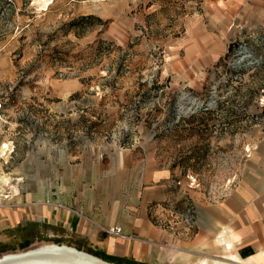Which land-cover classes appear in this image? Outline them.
Wrapping results in <instances>:
<instances>
[{"label":"rangeland","instance_id":"374dc122","mask_svg":"<svg viewBox=\"0 0 264 264\" xmlns=\"http://www.w3.org/2000/svg\"><path fill=\"white\" fill-rule=\"evenodd\" d=\"M0 106V199L105 219L142 192L157 245L231 264L216 237L185 244L264 173V0H0ZM49 244L72 246L43 233L0 257Z\"/></svg>","mask_w":264,"mask_h":264},{"label":"crops","instance_id":"0c3cea01","mask_svg":"<svg viewBox=\"0 0 264 264\" xmlns=\"http://www.w3.org/2000/svg\"><path fill=\"white\" fill-rule=\"evenodd\" d=\"M253 177L238 182L219 202L203 206L199 210L203 226L184 244L194 245L197 250L200 248L198 239L207 237L212 241L216 237V245L224 249L225 262L264 264V173L258 171ZM137 200L136 208L129 206L121 215L114 213L102 219L88 213L75 199L70 201L59 196L36 201L29 197L22 200L14 195L3 196L0 199V253L29 246L44 233L70 238L72 246L65 245L111 264H168V259L183 255L191 259V264H199L192 259L195 249L191 247L185 254L183 251L188 250L179 248L173 257L169 246L155 243L165 240L166 235L144 219L142 192ZM114 227L136 239L127 240L107 233Z\"/></svg>","mask_w":264,"mask_h":264},{"label":"bare ground","instance_id":"6f19581e","mask_svg":"<svg viewBox=\"0 0 264 264\" xmlns=\"http://www.w3.org/2000/svg\"><path fill=\"white\" fill-rule=\"evenodd\" d=\"M8 149V146H5ZM3 151V149H2ZM0 184H7V178L0 177ZM0 264H110L83 251L67 245L49 244L34 247L24 252L5 254Z\"/></svg>","mask_w":264,"mask_h":264},{"label":"trees","instance_id":"16d2710c","mask_svg":"<svg viewBox=\"0 0 264 264\" xmlns=\"http://www.w3.org/2000/svg\"><path fill=\"white\" fill-rule=\"evenodd\" d=\"M92 18H94L92 15H89V16H81V17H78V18H74V20H72V21H70L69 23H68V25L70 26V29L69 30H72V32H75V31H77L76 30V26H75V23L77 22V21H89L90 19H92ZM99 22H101V20L100 19H97ZM2 106V105H1ZM0 106V107H1ZM104 261V260H103ZM107 263H109V262H107ZM111 264V263H110Z\"/></svg>","mask_w":264,"mask_h":264},{"label":"built area","instance_id":"2783aa9c","mask_svg":"<svg viewBox=\"0 0 264 264\" xmlns=\"http://www.w3.org/2000/svg\"><path fill=\"white\" fill-rule=\"evenodd\" d=\"M107 233H109V234H114V235H116V236H119V237H121V238H123V239H136L134 236H132V235H127V236H125L124 234H123V232H121V228H119V227H114V228H112V229H109V230H107Z\"/></svg>","mask_w":264,"mask_h":264}]
</instances>
